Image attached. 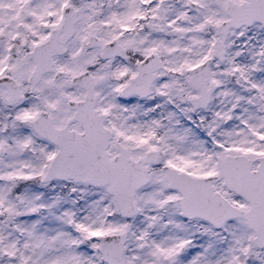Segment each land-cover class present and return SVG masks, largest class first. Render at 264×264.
I'll return each mask as SVG.
<instances>
[{
	"label": "snow or ice",
	"instance_id": "1",
	"mask_svg": "<svg viewBox=\"0 0 264 264\" xmlns=\"http://www.w3.org/2000/svg\"><path fill=\"white\" fill-rule=\"evenodd\" d=\"M0 264H264V0H0Z\"/></svg>",
	"mask_w": 264,
	"mask_h": 264
}]
</instances>
